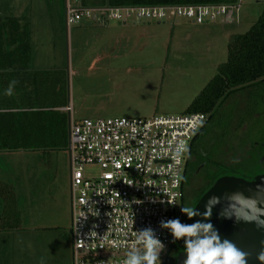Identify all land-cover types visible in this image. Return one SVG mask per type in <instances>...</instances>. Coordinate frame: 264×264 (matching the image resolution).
<instances>
[{
  "label": "rangeland",
  "instance_id": "rangeland-1",
  "mask_svg": "<svg viewBox=\"0 0 264 264\" xmlns=\"http://www.w3.org/2000/svg\"><path fill=\"white\" fill-rule=\"evenodd\" d=\"M263 5L264 0H242L238 19L233 18L232 23L220 18L198 24L185 18L164 21L134 16L119 23L96 10L66 25L64 0H0V21L4 15L21 16L19 26L31 37L35 59L62 63L66 71L71 66L77 70L73 78H64L65 100L72 104L74 121L116 116L149 118L193 112L188 109L191 102L227 60L229 39L247 31ZM100 52L105 57L99 65L108 63L90 69ZM207 118L196 140L197 149L204 161L211 159L222 165H210L184 180L185 206L206 190L209 179L221 168L238 175L259 169L258 160L264 154V81L254 89L230 95L217 113L211 118L207 113ZM26 154L27 161L20 156L14 165L18 173L27 170L28 177L43 185L57 164L59 179L66 173L69 180L68 150L35 149ZM99 172L95 164L84 168L87 177ZM69 190L70 185L67 202ZM42 204H48L46 209H41ZM52 205L48 198L36 201L32 212L38 215ZM177 209L179 212V205ZM70 216L69 202L68 219L60 231L30 229L10 239L1 238L0 264H72Z\"/></svg>",
  "mask_w": 264,
  "mask_h": 264
},
{
  "label": "built area",
  "instance_id": "built-area-1",
  "mask_svg": "<svg viewBox=\"0 0 264 264\" xmlns=\"http://www.w3.org/2000/svg\"><path fill=\"white\" fill-rule=\"evenodd\" d=\"M241 2L82 7L67 0L65 22L76 23L96 10L119 23L133 16L164 21L185 18L198 24L217 18L230 22L238 19ZM93 18L99 20L95 14ZM65 109L70 111L71 106ZM206 120L207 114L200 111L149 118L71 119L67 150L72 264H123L137 243V231L147 228L165 245L161 261L156 262L163 264L172 234L160 222L179 218L188 150ZM90 164L100 169L95 177L84 173Z\"/></svg>",
  "mask_w": 264,
  "mask_h": 264
},
{
  "label": "crops",
  "instance_id": "crops-1",
  "mask_svg": "<svg viewBox=\"0 0 264 264\" xmlns=\"http://www.w3.org/2000/svg\"><path fill=\"white\" fill-rule=\"evenodd\" d=\"M20 18L4 15L0 21V239H10L30 229L60 231L68 219L70 202L66 198L70 167L69 180L66 173L59 179L55 164L54 173L45 178L43 185L28 177L27 170L18 173L14 167L20 156L27 161L26 153L35 149L67 150L73 107L68 98L65 100L64 78H73L78 73L72 66L66 71L62 63L35 59L31 37L20 28ZM100 54L91 61L90 69L108 63L99 65L105 57ZM13 80L17 83L8 96L5 90ZM66 106H71V110H66ZM46 198L52 201V207L45 210L49 203L42 204L44 211L34 214L35 202Z\"/></svg>",
  "mask_w": 264,
  "mask_h": 264
},
{
  "label": "trees",
  "instance_id": "trees-1",
  "mask_svg": "<svg viewBox=\"0 0 264 264\" xmlns=\"http://www.w3.org/2000/svg\"><path fill=\"white\" fill-rule=\"evenodd\" d=\"M234 0H79L80 4L90 7H101L104 5H134V4H195V3H217L231 2ZM0 42V51H1ZM264 81V5L250 28L239 34L231 36L227 45V60L222 63L217 73L207 82L198 95L191 102L188 109L193 112L200 111L208 113L213 117L218 108L232 94L254 89L258 84ZM205 124L195 135L188 159L186 161V174L184 180L193 177L196 166L202 162L204 168L212 166L219 161H204L203 153L197 149L196 140L199 138ZM10 149H16V146H9ZM193 157V160L191 159ZM192 165V166H191ZM206 165V166H205ZM211 168V167H210ZM220 169V168H219ZM219 174H214L209 179L211 184L220 174L226 171L221 168Z\"/></svg>",
  "mask_w": 264,
  "mask_h": 264
},
{
  "label": "clouds",
  "instance_id": "clouds-1",
  "mask_svg": "<svg viewBox=\"0 0 264 264\" xmlns=\"http://www.w3.org/2000/svg\"><path fill=\"white\" fill-rule=\"evenodd\" d=\"M16 83L15 80L10 82L5 90L6 95H12L13 86ZM218 199L210 197L205 205L206 211L203 213L187 207L181 208L182 213L186 214L189 219L199 215L208 222L198 220L185 224L181 223L178 218L160 222L161 227L170 230L174 243L183 238L187 254L184 264H247V257L250 253L241 250L228 239L222 241L218 230L210 222L211 206L217 203ZM231 200L234 202L220 213L221 216L231 218L234 215L238 223H255L257 228L264 227V207H259L255 199L244 198L237 194L231 197ZM169 203L174 204L171 201ZM137 232V243L126 253L123 264H156L157 260H160L165 245L154 235V230L151 228ZM257 259L264 264V250L258 253Z\"/></svg>",
  "mask_w": 264,
  "mask_h": 264
},
{
  "label": "water",
  "instance_id": "water-1",
  "mask_svg": "<svg viewBox=\"0 0 264 264\" xmlns=\"http://www.w3.org/2000/svg\"><path fill=\"white\" fill-rule=\"evenodd\" d=\"M64 1L66 5L67 0ZM189 152L190 148L187 159ZM183 179L184 173L182 175V183ZM237 194L244 198L255 199L259 207H264V173L257 174L252 179L230 174L219 176L201 194L193 209L203 213L206 211L205 205L208 203L210 197L219 198L218 202L211 206L212 215L210 222L218 230L221 240L228 239L235 243L241 250L249 252L250 255L247 257V264H261L257 259V255L261 250H264V243H262L264 242V227L257 228L255 223H238L235 221L234 215L231 218L220 215L222 211L228 208L230 203L234 202L231 200V197ZM198 220L208 222L204 220L203 216L198 215L193 217L189 224ZM186 255L185 250L179 251L176 257V264H184Z\"/></svg>",
  "mask_w": 264,
  "mask_h": 264
},
{
  "label": "flooded vegetation",
  "instance_id": "flooded-vegetation-1",
  "mask_svg": "<svg viewBox=\"0 0 264 264\" xmlns=\"http://www.w3.org/2000/svg\"><path fill=\"white\" fill-rule=\"evenodd\" d=\"M208 119V118H207ZM207 121V120H206ZM192 145V144H191ZM190 149H191V146H190ZM190 153V152H189ZM260 158V157H259ZM264 163V154L263 156L258 160V170L250 173V174H237L235 172L231 173L230 175H235V176H241V177H244L246 179H252L255 175L257 174H261V173H264V167L262 168V164ZM211 167L213 168H218L217 164H213ZM201 168H203V163L200 162L197 166H196V169H195V173L194 175L198 174L201 170ZM185 174H186V165H185V169H184V177H185ZM219 174V173H218ZM228 173H223V174H220L219 176H222V175H226ZM218 176V177H219ZM217 177V178H218ZM214 182V181H213ZM212 182V183H213ZM211 183V184H212ZM210 184V185H211ZM209 185V186H210ZM208 186V187H209ZM183 187H184V179H183V183H182V192H183ZM208 187L206 189H208ZM206 191V190H205ZM202 194V193H201ZM200 194V196H201ZM199 196V197H200ZM196 198L195 201H193V203H191L190 206H185L184 204V193L182 194V198H181V201H180V209H179V220L181 223H185V224H189L190 223V220L186 214L182 213L181 211V208L182 207H187L189 209H193L195 203L197 202V200L199 199ZM192 202V201H191ZM182 250H185L184 248V240L183 238H181L180 240L176 241L175 243L173 242V238L171 239L170 241V244L168 246V248L166 249V251L164 252V256H163V264H176V257H177V254L179 251H182Z\"/></svg>",
  "mask_w": 264,
  "mask_h": 264
}]
</instances>
